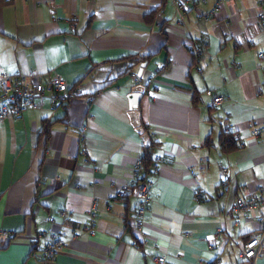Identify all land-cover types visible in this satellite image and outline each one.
I'll use <instances>...</instances> for the list:
<instances>
[{"label":"crops","instance_id":"obj_1","mask_svg":"<svg viewBox=\"0 0 264 264\" xmlns=\"http://www.w3.org/2000/svg\"><path fill=\"white\" fill-rule=\"evenodd\" d=\"M185 4L0 0V74H58L72 93L0 120V264H41L54 236L66 242L55 264H235L247 238L264 240V207L233 212L238 197L264 196V135H251L264 120L257 0ZM139 85L156 144V164L140 170L151 181L141 228L145 143L128 97ZM224 130L237 149L222 150Z\"/></svg>","mask_w":264,"mask_h":264},{"label":"built area","instance_id":"obj_2","mask_svg":"<svg viewBox=\"0 0 264 264\" xmlns=\"http://www.w3.org/2000/svg\"><path fill=\"white\" fill-rule=\"evenodd\" d=\"M187 0H176V4L179 8L183 9ZM257 12L259 20L264 27V0H257ZM213 12H208L205 17L208 18ZM260 59H264V52L258 53ZM238 65V63L236 64ZM263 68L264 66L259 65ZM49 94L55 100L64 101L68 99L72 93L69 90L68 84L60 75H56L53 78L43 79L41 74L34 72L33 70L19 71L15 74H7L2 72L0 74V120L6 118L22 119L25 113L30 108H38L43 105L45 95ZM224 101V96L216 94L213 99L214 104H221ZM251 135L254 137H261L264 135V120L258 127H254L251 131ZM157 159H161L160 156ZM142 167V160L138 159L135 169L136 180L133 184L135 187V195L138 198V205L136 208V216L138 220L137 227L141 228L143 225V216L148 210L149 204V187L151 181L140 179V170ZM224 179L221 182L222 186H226L229 181L228 169L222 170ZM262 206L264 207V196H253L249 198L238 197L233 207L234 213L241 211H248L251 208ZM96 216V210H92L90 216V224L92 226L94 218ZM50 219H53L50 217ZM238 223H240L238 221ZM264 225V220H263ZM94 234V230L90 231ZM66 246V242L58 236L52 237L43 247L40 254L41 264H55V258L57 253ZM264 246V240L259 234H253L247 238L242 249L238 253V261L235 264H255V259L261 252ZM159 264H165L164 256H157Z\"/></svg>","mask_w":264,"mask_h":264},{"label":"trees","instance_id":"obj_3","mask_svg":"<svg viewBox=\"0 0 264 264\" xmlns=\"http://www.w3.org/2000/svg\"><path fill=\"white\" fill-rule=\"evenodd\" d=\"M142 60V58H141ZM239 137L236 136V134L231 130H224L221 134V147L222 150L225 151H232L239 147ZM156 144L154 142H151V144L147 145L145 144L144 154L141 158L142 160V167H141V173L142 171H151L154 164H156ZM141 180H144V177L140 178Z\"/></svg>","mask_w":264,"mask_h":264},{"label":"water","instance_id":"obj_4","mask_svg":"<svg viewBox=\"0 0 264 264\" xmlns=\"http://www.w3.org/2000/svg\"><path fill=\"white\" fill-rule=\"evenodd\" d=\"M147 65V62H143L139 68L138 76L142 77L143 68ZM145 86L139 85L133 89V91L128 95L130 103V117L132 123L136 127L137 131L141 134L142 139L145 144H151L152 140L150 134L146 131L145 127L141 124L140 112L138 111L139 102L144 95Z\"/></svg>","mask_w":264,"mask_h":264}]
</instances>
